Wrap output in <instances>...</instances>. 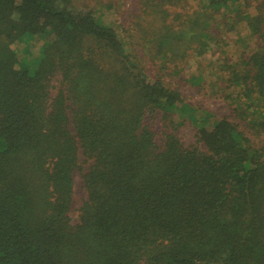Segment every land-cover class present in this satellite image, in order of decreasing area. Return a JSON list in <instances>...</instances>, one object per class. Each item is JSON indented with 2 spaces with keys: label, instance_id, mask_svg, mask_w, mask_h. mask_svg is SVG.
Segmentation results:
<instances>
[{
  "label": "trees",
  "instance_id": "trees-1",
  "mask_svg": "<svg viewBox=\"0 0 264 264\" xmlns=\"http://www.w3.org/2000/svg\"><path fill=\"white\" fill-rule=\"evenodd\" d=\"M118 3L0 0V264H264V0Z\"/></svg>",
  "mask_w": 264,
  "mask_h": 264
},
{
  "label": "rangeland",
  "instance_id": "rangeland-1",
  "mask_svg": "<svg viewBox=\"0 0 264 264\" xmlns=\"http://www.w3.org/2000/svg\"><path fill=\"white\" fill-rule=\"evenodd\" d=\"M122 1L127 3L129 0H119L116 10L103 11L102 14H104L111 20L119 19V13L121 11V8H123L121 4ZM38 46H39V42L16 44L17 52L20 55L22 53L28 54L26 50H28V52L32 51V53H35ZM183 95H184V99H183L184 104H186L191 108L193 107V109L197 108L194 116L198 117L203 112H210L214 114H226L228 112V107L221 99L209 97V96H203V95H196L194 88H186L183 91ZM182 114L184 118V123L179 131V134L184 144H191L195 141L194 132L196 130V123L192 118L188 116L189 113H187L184 109L182 110ZM81 184H82L81 178L79 174L75 171L73 173V201H72L73 203H72V209L69 213L73 221L76 220L77 212L75 208L78 206L80 197L82 195Z\"/></svg>",
  "mask_w": 264,
  "mask_h": 264
}]
</instances>
